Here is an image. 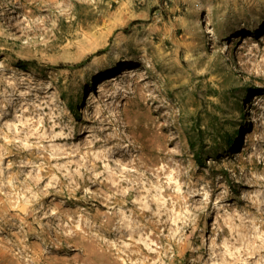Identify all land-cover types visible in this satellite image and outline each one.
Wrapping results in <instances>:
<instances>
[{"label": "rangeland", "instance_id": "obj_1", "mask_svg": "<svg viewBox=\"0 0 264 264\" xmlns=\"http://www.w3.org/2000/svg\"><path fill=\"white\" fill-rule=\"evenodd\" d=\"M0 264H264V0H0Z\"/></svg>", "mask_w": 264, "mask_h": 264}, {"label": "trees", "instance_id": "obj_2", "mask_svg": "<svg viewBox=\"0 0 264 264\" xmlns=\"http://www.w3.org/2000/svg\"><path fill=\"white\" fill-rule=\"evenodd\" d=\"M19 66H20L21 68H26V67H27V63L21 61V62H19ZM211 124H212L213 126L215 125L214 123H211ZM209 127H210V126L208 125V128H209ZM199 132L202 133V134L205 133V131L202 130L201 127H199ZM232 142H233L232 139H228V143H229V144H231ZM191 145L195 146V144H194L193 142H191ZM197 160L199 161L200 164L204 165V160H203V157H202V153L197 154Z\"/></svg>", "mask_w": 264, "mask_h": 264}, {"label": "bare ground", "instance_id": "obj_3", "mask_svg": "<svg viewBox=\"0 0 264 264\" xmlns=\"http://www.w3.org/2000/svg\"><path fill=\"white\" fill-rule=\"evenodd\" d=\"M105 84V83H104ZM106 85V84H105ZM100 87V86H99Z\"/></svg>", "mask_w": 264, "mask_h": 264}]
</instances>
